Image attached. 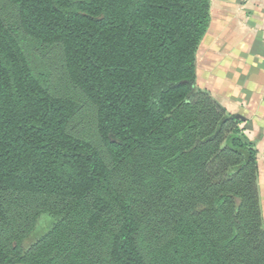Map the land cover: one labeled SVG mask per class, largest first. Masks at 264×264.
<instances>
[{
  "label": "trees",
  "instance_id": "trees-1",
  "mask_svg": "<svg viewBox=\"0 0 264 264\" xmlns=\"http://www.w3.org/2000/svg\"><path fill=\"white\" fill-rule=\"evenodd\" d=\"M208 22L209 0H0V264H264L256 150L195 82Z\"/></svg>",
  "mask_w": 264,
  "mask_h": 264
},
{
  "label": "crops",
  "instance_id": "crops-1",
  "mask_svg": "<svg viewBox=\"0 0 264 264\" xmlns=\"http://www.w3.org/2000/svg\"><path fill=\"white\" fill-rule=\"evenodd\" d=\"M195 75L196 86L239 120L256 150L264 221V0H209Z\"/></svg>",
  "mask_w": 264,
  "mask_h": 264
},
{
  "label": "rangeland",
  "instance_id": "rangeland-1",
  "mask_svg": "<svg viewBox=\"0 0 264 264\" xmlns=\"http://www.w3.org/2000/svg\"><path fill=\"white\" fill-rule=\"evenodd\" d=\"M53 222H54V218H52L51 216L41 215L36 220L34 230L29 236V238L27 239L26 244L34 240L38 235L45 232L51 226Z\"/></svg>",
  "mask_w": 264,
  "mask_h": 264
}]
</instances>
